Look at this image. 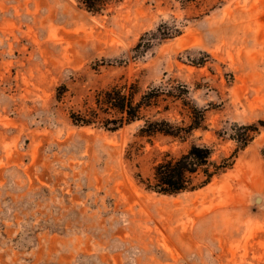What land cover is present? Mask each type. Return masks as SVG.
<instances>
[{"label":"rangeland","instance_id":"obj_1","mask_svg":"<svg viewBox=\"0 0 264 264\" xmlns=\"http://www.w3.org/2000/svg\"><path fill=\"white\" fill-rule=\"evenodd\" d=\"M169 77L190 103L159 116L205 112L185 139L70 117L98 87ZM259 120L264 0H0V264H264V126L243 148L230 137ZM192 143L232 166L178 193L146 187Z\"/></svg>","mask_w":264,"mask_h":264},{"label":"trees","instance_id":"obj_2","mask_svg":"<svg viewBox=\"0 0 264 264\" xmlns=\"http://www.w3.org/2000/svg\"><path fill=\"white\" fill-rule=\"evenodd\" d=\"M77 1L89 11L102 12L122 0ZM180 1L188 4L197 0ZM157 31L161 37H167L173 33L172 29L164 27L163 23L158 26ZM141 46L140 41L137 49L141 50ZM189 92L187 83L172 77L159 84L151 83L145 89L142 88L138 79L127 80L124 83L116 82L98 87L93 99H86L83 108L72 109L70 117L76 124H100L111 130L143 120L140 126L142 134L164 133L185 139L194 129L202 127L205 117L203 110L197 106H190L192 121L188 125L174 123L158 114L168 111L171 104L177 100L189 105L187 98ZM153 109L156 111L148 114V111ZM260 125L264 126V120H259L258 123L234 124L233 129L237 128L240 131L231 132L230 137L238 142V149L245 147L251 141L254 133L259 132ZM213 151V147L209 144L192 143L190 148L179 156L167 152L165 157L155 164L152 174L143 181L147 188L168 194L205 185L233 164V155L218 161L213 158ZM262 154L264 157V146ZM200 172L203 178L196 181L195 178Z\"/></svg>","mask_w":264,"mask_h":264}]
</instances>
